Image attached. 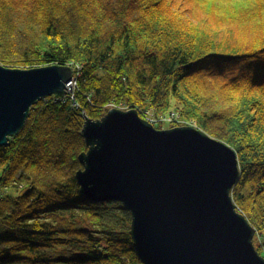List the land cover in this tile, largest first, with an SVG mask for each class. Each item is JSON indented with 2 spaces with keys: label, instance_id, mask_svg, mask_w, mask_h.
Wrapping results in <instances>:
<instances>
[{
  "label": "trees",
  "instance_id": "trees-1",
  "mask_svg": "<svg viewBox=\"0 0 264 264\" xmlns=\"http://www.w3.org/2000/svg\"><path fill=\"white\" fill-rule=\"evenodd\" d=\"M221 1L0 0V65L71 67L77 80L73 100H40L0 147V264H142L130 212L89 201L76 180L86 120L114 108L160 130L176 113L231 147L241 171L233 201L264 257V0ZM224 14L252 22V46L213 41L196 54L164 21Z\"/></svg>",
  "mask_w": 264,
  "mask_h": 264
},
{
  "label": "water",
  "instance_id": "water-1",
  "mask_svg": "<svg viewBox=\"0 0 264 264\" xmlns=\"http://www.w3.org/2000/svg\"><path fill=\"white\" fill-rule=\"evenodd\" d=\"M72 80L71 67L0 65V147L22 132L35 104L66 96ZM81 136V193L130 212L142 264H264L257 231L233 201L241 171L227 144L191 126L156 129L135 109L117 108L87 119Z\"/></svg>",
  "mask_w": 264,
  "mask_h": 264
},
{
  "label": "rangeland",
  "instance_id": "rangeland-1",
  "mask_svg": "<svg viewBox=\"0 0 264 264\" xmlns=\"http://www.w3.org/2000/svg\"><path fill=\"white\" fill-rule=\"evenodd\" d=\"M226 0H223L220 2L222 5ZM176 5L177 7H180L181 9H185L188 6L185 3H181L180 0ZM196 20H202L198 19L199 16H194ZM260 19V26H264V15L261 16ZM177 26L171 24L167 20H164L167 25H170L171 27L169 29L175 30V34L177 37L173 36L175 39H180L181 43L188 49L193 50L194 52H199L200 50L207 49V44L212 43L215 41L217 44H224L229 43L231 46L232 43L236 47H249L252 46L254 41L257 39V36L255 29L253 30L251 27L253 26L251 23H249L247 26H244V24L241 21H230L225 14L224 15H217L214 19H211L209 23H198V22H191L185 19H179L177 17L176 19ZM259 26V27H260ZM197 32H201L203 34V37L198 34ZM228 40V41H226ZM206 44V45H204ZM203 46H206L205 48L201 49ZM1 54H4L2 50H0ZM38 69V68H37ZM24 70V69H23ZM71 91V89H70ZM165 122H163L162 129H170L171 126L174 125V127H183V126H191L194 128H197L195 123H193L190 120H185L180 117V122L174 123L173 121H167L171 123H167L166 119H164ZM177 124V125H176ZM7 192V191H6ZM5 192V193H6ZM256 247V241L254 242ZM263 257V256H262Z\"/></svg>",
  "mask_w": 264,
  "mask_h": 264
},
{
  "label": "built area",
  "instance_id": "built-area-1",
  "mask_svg": "<svg viewBox=\"0 0 264 264\" xmlns=\"http://www.w3.org/2000/svg\"><path fill=\"white\" fill-rule=\"evenodd\" d=\"M77 85V80L73 78L72 82L69 83V88H68V96H70V98L73 100L74 99V91ZM71 89V91H70ZM70 92V93H69ZM174 123H179L180 122V116H178L176 113L171 114L168 118H166V122L167 121H173ZM150 123H155L153 120H148ZM165 122V120H164ZM167 123H171V122H167ZM176 124V125H177Z\"/></svg>",
  "mask_w": 264,
  "mask_h": 264
},
{
  "label": "bare ground",
  "instance_id": "bare-ground-1",
  "mask_svg": "<svg viewBox=\"0 0 264 264\" xmlns=\"http://www.w3.org/2000/svg\"><path fill=\"white\" fill-rule=\"evenodd\" d=\"M66 88H67V89L69 88V84H68V85H66Z\"/></svg>",
  "mask_w": 264,
  "mask_h": 264
}]
</instances>
